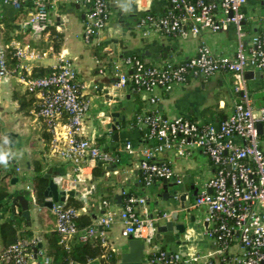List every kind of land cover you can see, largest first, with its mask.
<instances>
[{
    "label": "crops",
    "instance_id": "0c3cea01",
    "mask_svg": "<svg viewBox=\"0 0 264 264\" xmlns=\"http://www.w3.org/2000/svg\"><path fill=\"white\" fill-rule=\"evenodd\" d=\"M45 2L49 12L48 25L62 36L59 50L54 49L53 38L43 35L42 29L26 25L34 11L31 2L23 4V12L20 14L19 6L0 0L1 17L14 27L12 41L19 42L23 47L29 46L39 55L37 59L22 60L21 64L25 69L18 66V73L4 84L0 92V118L5 120L0 126V146L7 144L9 151L4 154H10L7 157L15 168L13 178L18 179L17 182L12 180L8 184V190L15 197L21 195L30 202L32 224L28 226L40 238L46 232L55 231L56 220L51 209L47 207L48 210H44L34 202L33 195L32 153L41 154L45 146L42 138L43 123L35 114L27 117L30 123L7 120L21 117L15 113L17 105L12 101V89L16 84H21L18 78L22 72L29 74L38 65L53 68L61 59L66 58L73 63L81 84L82 96L90 103L81 137L95 140L116 157L118 162H112L117 168L109 172L100 168L98 163L90 164L84 169L83 178H79L70 164L52 157L50 152L42 154L45 174L51 171V180L57 190L65 193L66 198L74 196L84 200L86 206L81 209V213L93 214L95 222L102 216L100 202L104 197H111V210L117 216L113 227L106 230L104 241L112 249L116 261L119 254L129 252L128 243L132 237L146 243L143 264H151L150 255L161 250L170 253L176 250L173 253H179L184 259L197 257L198 260L193 264H226L220 253L221 245L206 236L210 227L208 224L206 229L204 224L207 221L206 209L192 207L198 194L209 191L207 183L215 174L211 161L198 150L189 152L186 149L185 155L181 156L178 146L167 148L157 154L155 160L169 163L181 182L156 180L152 185L145 186L141 178L140 151L153 148L158 143L149 138L144 125L137 122L134 124L133 120L138 109L141 115L157 108L168 120L183 117L199 123L218 124L233 112L237 101L232 76L222 72L206 80L175 84L170 90L158 88L154 92L158 98L154 106L149 101V94L138 91L133 86L116 89L113 66L116 61L128 55H136L148 65L167 62L177 64L194 57L204 45L216 54L232 55L237 43L235 28L231 25L220 32L206 31L200 35H194L189 30L180 35L150 31L144 36L146 28L139 27V21L148 14L163 15L170 6L168 0H107L110 20L93 44L87 45L83 40V31L89 6L75 0ZM94 47H98L99 56L95 55ZM248 79L255 99L257 95L264 94L260 90L262 77L249 75ZM210 107L214 113L205 116L204 111ZM216 110L223 111V116L215 113ZM114 121L119 122L116 129H112ZM5 125L9 129L3 131ZM9 133L13 134L12 144L7 139ZM20 141L23 152H16V145ZM127 142L132 143L135 151L133 154L126 151ZM174 192L177 193L176 200L165 201ZM129 193L143 197L152 217L156 219L157 228L149 242L144 235L123 234L125 226L120 213L124 198L117 201L115 197H124ZM183 194L187 195L186 209L190 214L181 208L180 197ZM49 200L52 199L48 198L47 201ZM19 208L21 206L17 203L15 212ZM165 213L170 215L168 219L162 217ZM175 213L179 215L177 221L173 219ZM168 222H173L174 230L162 233L161 239L156 238L158 227L165 226ZM183 224L185 230L180 233L177 226ZM40 242L42 245V241ZM230 252H240L237 241L233 243ZM29 264H46V259L36 252L30 257ZM89 264H99V261L94 260Z\"/></svg>",
    "mask_w": 264,
    "mask_h": 264
},
{
    "label": "built area",
    "instance_id": "2783aa9c",
    "mask_svg": "<svg viewBox=\"0 0 264 264\" xmlns=\"http://www.w3.org/2000/svg\"><path fill=\"white\" fill-rule=\"evenodd\" d=\"M26 1L35 7L26 25L32 27L37 23L40 29L45 28L49 24L45 0ZM75 1L89 6L83 40L92 45L110 20L107 0ZM168 1L172 10L165 16H148L141 21L139 27L146 28L144 36L150 31L180 35L187 30L200 35L206 31L220 32L232 25L237 37L234 53L216 54L204 45L194 57L184 62L162 65H147L140 57L128 55L114 63L115 88L133 86L149 94L150 103L156 106L158 98L154 92L158 88L170 90L175 84L206 80L225 72L233 78L237 101L233 112L218 124L199 123L183 117L168 120L157 108L139 115L137 124L144 125L149 138L158 143L153 148L140 151L142 182L145 186L156 180L180 183L174 168L169 163L158 162L155 156L176 146L181 156L185 155L186 149L189 152L200 151L215 168L214 176L207 183L209 191L198 194L192 206L207 211L210 227L206 236L221 245L220 253L226 264H264V105L255 104L253 90L246 77L248 71L261 72L260 90L264 91V17L259 21L248 17L251 0ZM5 2L19 6L16 0ZM9 47L15 49L20 69H25L22 60L39 57L29 46L23 47L17 41L5 47L0 41V92L13 76L5 57V50ZM18 79L24 88L38 90L41 107L35 115L45 120L52 133V157L70 164L79 178H83V171L90 164L118 162L95 140L81 137L90 103L82 96L77 72L69 59H61L47 77L26 79L19 74ZM125 149L130 154L135 152L130 142L126 143ZM99 206L104 213L86 230L82 241L95 237L105 239L106 230L115 223L117 214L111 210L110 202L101 201ZM51 212L56 220L55 230L62 235L61 243L66 244L80 234L72 218L82 210L66 208L64 202H56ZM120 217L125 226V236L139 234L144 235L148 242L152 239L157 222L143 197L128 196ZM162 217L168 219L170 215L165 213ZM235 241L240 252L231 253ZM40 254L43 256L42 252ZM4 255L5 261L12 264H29L32 256L26 253L22 241L13 244ZM197 260V257L184 259L179 253L167 251L156 252L149 258L151 264H193ZM3 262L0 259V264Z\"/></svg>",
    "mask_w": 264,
    "mask_h": 264
},
{
    "label": "trees",
    "instance_id": "16d2710c",
    "mask_svg": "<svg viewBox=\"0 0 264 264\" xmlns=\"http://www.w3.org/2000/svg\"><path fill=\"white\" fill-rule=\"evenodd\" d=\"M18 1L20 9V14L23 12V4L25 0ZM170 5V4H169ZM34 10L35 7L33 6ZM172 7L161 16H165ZM157 18L160 16H155L154 14H148L146 17ZM14 27L7 23L0 15V41L5 47L10 44L13 40ZM43 35H48L54 40V49L59 50L61 45L62 36L57 33L51 26L47 25L42 29ZM94 53L99 56L98 47H94ZM15 49L9 47L5 50V57L7 61V66L9 70L12 71V75L15 76L18 73L19 60L15 56ZM148 65V64H147ZM53 72L51 67L35 66L31 73L22 72V75L26 79H36L49 76ZM21 84H16L12 89V101L16 103L17 108L15 113L19 116L29 117L33 116L41 107V99L38 98V90L30 91L29 89H21ZM255 104L257 106L264 105V94L257 95L255 99ZM140 109H138L136 116L133 120L135 124L137 122V117L139 115ZM218 112L221 117L223 116V111ZM208 113L213 114L212 108H207L204 111V115ZM43 123V134L42 138L44 140L45 146L41 154L37 152L32 153V168L34 175L32 177L33 183V195L34 202L44 210L47 209L46 191L49 186V180L45 178V167L43 163L42 154H47L50 152L52 143V133L48 130L47 124L42 117H38ZM65 121V119H64ZM15 168L12 162L8 159L6 165L0 164V259H3V264H12L10 261H5L6 251L18 241H22L26 246V253L34 255L35 249H37V254L43 253V257L49 261L48 264H89L91 261L98 260L99 264H117L115 254L112 249L106 244V241L101 237L89 238L82 241V236L87 229L92 227L95 223L94 215L91 213H81L72 218L73 223L79 230V235L76 236L72 241L64 244L61 243L62 235L58 231L53 233L46 232L40 238H37L34 234L32 227H29L27 221L23 217V212L19 208L18 212H15L13 219H11L12 209L10 204L14 199L15 195H12L8 190V184L14 180ZM23 181V179H22ZM143 183V182H142ZM128 196H139L135 194L124 195L123 206L126 203ZM111 197H104L102 201H108ZM65 207L72 208L75 210H81L86 206V203L81 198L74 196H68L65 200ZM42 245L39 247V243ZM164 251V250H161ZM154 253L150 255L152 258Z\"/></svg>",
    "mask_w": 264,
    "mask_h": 264
},
{
    "label": "water",
    "instance_id": "95a60500",
    "mask_svg": "<svg viewBox=\"0 0 264 264\" xmlns=\"http://www.w3.org/2000/svg\"><path fill=\"white\" fill-rule=\"evenodd\" d=\"M122 3V2H121ZM121 26H124V24H122ZM34 29H38V24H34L33 25ZM249 75H256L258 77H262V73L261 72H252V71H248L246 73V77H248ZM115 119L117 118V116H114ZM224 120H226V118H224ZM119 125V122L114 121L113 125H112V129H116ZM259 132L261 133V126H259ZM12 137L13 134L9 133L8 134V141L9 143L12 144ZM7 156L10 157V154H7ZM98 166L100 168L106 169L108 172L109 171H114L117 168V165L112 163V162H107V161H99L98 162ZM46 179H49V186L48 189L46 191V196L49 200L46 204V206L51 209L53 203L56 202H64L66 200V195L65 193H60L57 190V187L54 185L53 181L51 180V171H49L47 174L44 175ZM18 179H14L13 182H17ZM176 195L177 193L174 192L173 195H169V197L166 199V197L164 196V198L166 199L165 201L168 200H172L175 201L176 200ZM187 195L183 194L180 197L181 200V208L184 209L186 211V213L190 214V211L188 209H186V206L188 205V200L186 198ZM115 199L117 201H122L123 196L121 195H116ZM113 201H111L112 203ZM17 203L21 206V210L23 212V217L25 218V220L27 221L28 225L31 226V211H30V202L25 199L24 196L18 195L16 197H14V199L12 200L10 207L12 209L11 212V219H13L14 213H15V207L17 205ZM104 213V211H102V214ZM173 219L174 221H177L179 219V215L177 213L173 214ZM191 221L194 222L193 218H191ZM205 228L207 229L208 227V221H205ZM177 229H179L181 232L183 233L185 230V225H178ZM99 230H102V227H99ZM158 232L156 234V238L161 239L162 238V233L166 232L167 230L169 231H173L174 227H173V222H168L165 226L162 227H158ZM41 246V243H39V247ZM129 246V252L128 253H121L117 256V264H143V260H144V250L146 248V243L141 242L140 240L137 239H130V242L128 243ZM176 250H173V252ZM35 253L37 252V249H35L34 251ZM172 252V253H173Z\"/></svg>",
    "mask_w": 264,
    "mask_h": 264
},
{
    "label": "rangeland",
    "instance_id": "374dc122",
    "mask_svg": "<svg viewBox=\"0 0 264 264\" xmlns=\"http://www.w3.org/2000/svg\"><path fill=\"white\" fill-rule=\"evenodd\" d=\"M263 3L264 0H251V3L248 6V17H251L252 19H255L256 21L261 20L264 17V9H263ZM252 22V21H250ZM22 90H24L23 87H21ZM2 119V120H1ZM9 122H29L30 123V119H28L27 117H13L12 120H10L9 118L7 119ZM5 120H3V118H0V126L3 125V123ZM6 128H8V125H5V129H2L3 131H6ZM23 144L20 141L17 145H16V152H23V148H22ZM9 151V148L7 146V144H3L2 146H0V153H4Z\"/></svg>",
    "mask_w": 264,
    "mask_h": 264
},
{
    "label": "clouds",
    "instance_id": "9594fccd",
    "mask_svg": "<svg viewBox=\"0 0 264 264\" xmlns=\"http://www.w3.org/2000/svg\"><path fill=\"white\" fill-rule=\"evenodd\" d=\"M8 163V157L4 153H0V164L6 165Z\"/></svg>",
    "mask_w": 264,
    "mask_h": 264
}]
</instances>
